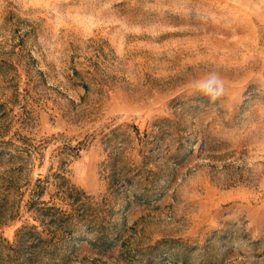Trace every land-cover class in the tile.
<instances>
[{"label":"rangeland","instance_id":"obj_1","mask_svg":"<svg viewBox=\"0 0 264 264\" xmlns=\"http://www.w3.org/2000/svg\"><path fill=\"white\" fill-rule=\"evenodd\" d=\"M0 264H264V0H0Z\"/></svg>","mask_w":264,"mask_h":264}]
</instances>
